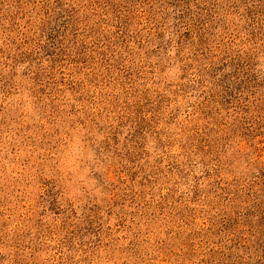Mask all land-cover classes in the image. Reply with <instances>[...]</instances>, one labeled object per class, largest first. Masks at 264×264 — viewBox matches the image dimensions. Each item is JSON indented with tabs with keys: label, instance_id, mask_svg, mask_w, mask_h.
<instances>
[{
	"label": "rangeland",
	"instance_id": "374dc122",
	"mask_svg": "<svg viewBox=\"0 0 264 264\" xmlns=\"http://www.w3.org/2000/svg\"><path fill=\"white\" fill-rule=\"evenodd\" d=\"M209 2L215 29H210L211 37L203 39V49L189 48L185 61L175 59L166 36L148 48L161 44L160 54L141 65L145 68L161 61L160 70L148 76L149 82L154 79L148 83V96L154 110L160 108L163 123L150 124L152 132L166 130L170 143L161 149L149 139V161L135 186L126 180L120 183L111 169L113 193L99 187L94 173L104 178L108 169L96 156L104 134L95 133L94 143L88 145L78 118L72 119L78 127L74 132L62 123L50 126L31 95L32 83L22 77L23 69L14 80L18 92L9 97L7 73L0 71V264L234 263L236 255L224 249L226 236L219 230L224 215L233 213V206L227 200L229 192L208 180L201 165L205 124L191 107L194 89H199L197 69L212 65L214 60L218 64L219 60L238 61L241 51H250L257 43L261 48L263 42H259L261 37H253L254 33L250 35L247 18L240 20L244 7L237 11L232 0ZM243 2L247 8L260 6L258 0ZM259 60L257 70L264 72V58ZM137 62L136 58L135 65ZM74 70L72 80L76 85L84 81L81 85L86 90L83 95L77 90L70 105L87 114L92 108L98 113L96 124L106 130L114 124V115L123 114L116 74L103 76L99 67L93 71L97 81L89 83L85 71ZM159 96L164 98L159 100ZM144 111L147 114V109ZM209 117L220 122L215 110ZM213 141L214 135L210 146ZM231 147L234 152L227 156L235 158L232 174L243 181L252 174L241 157L249 145L239 141ZM191 148L194 154L189 157ZM239 149L242 154L237 153ZM211 157L205 158L206 166L215 159ZM176 167L178 170L172 169ZM197 187L199 192H195ZM50 189L58 196L52 205L44 196ZM109 200L114 205L110 206Z\"/></svg>",
	"mask_w": 264,
	"mask_h": 264
},
{
	"label": "trees",
	"instance_id": "16d2710c",
	"mask_svg": "<svg viewBox=\"0 0 264 264\" xmlns=\"http://www.w3.org/2000/svg\"><path fill=\"white\" fill-rule=\"evenodd\" d=\"M258 1L260 6L249 8L244 6L243 0H232V4L237 11L245 8L240 20L248 19L245 21H248L250 35L261 37L259 42L263 45L258 48L257 43L250 51H241L238 61L219 60L218 64L214 60L212 65L197 69L199 89H194L191 107L196 116L201 114L205 124L201 165L206 168L208 180L229 192L227 200L233 206V215H224L219 227L226 236L224 249L236 255L233 264H264V72L257 70L260 56L264 58V0ZM210 2L0 0V71L7 73L8 97L18 92L14 80L22 68V77L32 83L31 95L50 126L62 123L74 132L78 127L72 119L78 118L88 145L94 143L95 133L104 134L103 146L96 156L98 163L106 164L108 169L104 178L94 173L99 187L113 193L115 184L108 174L111 169L120 183L125 184L126 180L130 186H135V180L145 174V164L149 161L146 151L149 139L161 149L165 143H170L169 134L162 127L161 131L152 132L153 125L163 123V115L160 108L154 110L148 96V83L154 81L149 82L148 76L160 70L161 61L145 68L141 65L151 63L152 57L160 54L161 44L148 48L166 36L171 49L175 50V59L185 61L190 50L203 49V39L211 37L210 29H215ZM99 67L103 69V76L116 74L120 82L116 85L117 94L122 99L120 104L124 105L123 114L114 115V124L106 130L96 124L98 113L92 108V113L87 114L83 108L76 110L70 105L77 90L80 95L86 90L85 85H81L84 81L76 85L72 80L73 69L85 71L87 82L91 83L97 81L93 71ZM66 72L70 73L66 75ZM214 110L220 116L218 124L209 117ZM207 131L210 133L206 134ZM239 141L250 148L243 154L240 149L237 151L252 172L243 181L232 174L234 156H227L228 152H234L232 144ZM209 148H212L210 152ZM189 153V157L194 154L192 148ZM209 154L215 159L209 160L210 165L206 166L205 158ZM172 169L178 170L177 167ZM52 192L50 189L44 195L50 205L58 199ZM195 192H199L198 187ZM109 201L110 206L114 205ZM209 225L213 229V221Z\"/></svg>",
	"mask_w": 264,
	"mask_h": 264
}]
</instances>
